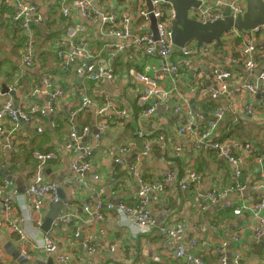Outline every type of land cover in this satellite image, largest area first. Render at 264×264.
Listing matches in <instances>:
<instances>
[{
	"label": "crops",
	"instance_id": "obj_1",
	"mask_svg": "<svg viewBox=\"0 0 264 264\" xmlns=\"http://www.w3.org/2000/svg\"><path fill=\"white\" fill-rule=\"evenodd\" d=\"M26 1L36 3L43 15V21L37 27L35 61L31 66L23 62V39L17 23L12 20L13 10L0 5V88L3 93L9 92L13 95L16 104H31L32 94L35 93L33 103L39 108L44 107L51 93H55L58 89L54 87L49 90L42 83L44 77L56 78L57 85L67 92L60 99L57 110L53 114L33 125H23V130L17 136L16 148H4L2 145L4 140L0 138V182L7 181L10 187L17 190V186L23 187L26 192V188L35 179L37 170L40 168L41 160L37 154H49V157L43 160L41 173L46 182L58 186V190L62 188V192L59 191L62 205L48 203L44 211L40 213L28 207L29 200L25 192H19L20 197L14 203L15 210L10 214V218L29 237L30 264H67L59 260L61 253L80 255L81 257H78L82 261L79 264H86V262L90 264H142L144 262L192 264L186 255L180 258L174 256L171 250L174 243L172 238L157 228L178 223H183L185 227L183 239L187 251L208 264H219L216 248L223 241L229 245V257L234 255L235 250L240 249L244 254L245 264H264V237L259 239L252 231L251 213L243 211L240 216L234 214L235 216L231 218L221 215L222 208L229 201L238 203L240 197L250 201L252 197L264 196V190L256 189L252 180L261 179V168L264 165V137L259 140L247 133L246 137L241 136V133L246 131L244 128L250 125L258 126L264 132V111L259 102L261 94L256 98L245 93L221 94L218 99L206 97L203 100H200L198 95L189 94L190 106L197 111V114H194L196 123L203 126L211 125V122L216 123L214 140H235L250 144L257 151L251 154L236 153L246 159L243 180L249 178L247 189L242 192L229 190L227 196L218 202L204 209L198 208L194 201L196 194L212 188L229 189L233 184L236 170L234 164L218 153L196 150L195 137L181 135L178 131L180 120L187 118L188 111L176 113L174 106L180 102V97L185 96L192 80L198 75L189 73L175 81L170 77V81H159L160 90L171 88L172 90L163 100L159 99L164 103L156 108L157 112L153 121L150 118L144 121L146 129L165 135L169 144L179 145L182 148V153L176 155L174 149L163 148L160 143L151 142L150 150L145 155L143 141L134 136L133 126L137 117L136 113L139 114L144 108L140 99L146 92V86L140 81L139 75L156 78V61L146 56L136 46L133 36L122 39L102 33L103 28L107 31H112L114 28L118 31L124 30V21L129 23V29L138 31L139 12L148 7L147 0H89L93 10L107 16L116 15L118 23L115 26L113 23L104 24L101 17L85 18L78 6L73 8L72 16L65 17L61 14L60 0ZM217 2L218 0H211L208 4L214 5ZM226 8L229 7L226 6ZM109 22L112 21L109 20ZM75 24L84 26L80 36L89 41L92 57L85 60L77 59L69 70H65L58 59V54L65 49V45H58V40L66 34L70 26ZM114 44H122L125 49L120 53L116 80L112 86L107 82L90 80L78 73V67L81 64L90 63L108 68V50ZM204 59H208V64H204V68L211 70L213 59L209 55H206ZM200 72L203 75V69ZM237 72L243 76L242 81L250 75L249 72L240 68ZM4 86L8 92L3 91ZM9 88L17 90L10 91ZM103 89L112 90L113 98L119 106L118 110L106 111L105 116L111 123L120 125L119 128L114 127L113 130L105 133L97 125L98 108L107 106ZM83 95L94 102L95 106L81 107ZM155 101L156 98L153 97L150 103L153 104ZM235 101L240 103L238 107ZM208 103L212 104L207 105ZM168 106L171 108L169 109ZM218 111H222L221 116H218ZM87 113H90L89 123L81 127L80 117ZM73 125L83 136L78 151L67 145ZM86 128L88 130L85 134L83 131ZM234 128L236 130L232 133ZM36 135L42 136V139L36 141ZM169 137L172 138L171 141L168 140ZM80 156H84L86 161L90 162V169L78 174L74 163ZM136 166L145 175L144 180L147 177L144 182L151 186V189L146 192L145 209L155 222L153 229L143 231L137 236L133 224H122L109 216L106 218L109 225H106L95 220L92 211L100 201L130 205L138 202L142 187L134 177ZM181 167L183 170L180 169ZM189 170L199 174L201 179L191 184L188 191H182L179 178L188 175ZM169 173H173L171 180H167ZM86 183L89 184L88 188ZM159 183L165 186L162 194L165 200L162 203L158 201L161 193L153 188V185ZM248 189L251 191H246ZM85 205L89 206L92 213L83 214L84 222L80 225L85 230V234L78 239L75 238L76 240L73 239L70 227L65 224L58 227L53 225V230L49 232L43 229V225L38 227L35 224L36 219L42 220V218L44 223L45 218L51 213L59 215L56 221L59 217L71 218L77 211H82ZM5 218L6 215L1 209L0 235L3 240L0 238V262L17 264L14 257L5 249L4 241L10 242L20 252L22 245L17 233L7 226ZM101 229H104L106 234H102ZM240 231H242L241 246L236 247L234 237ZM45 234L54 237L58 244L57 252L47 253L43 241ZM188 235L192 238L187 241ZM86 237L92 238L90 241V246L94 249L92 252L85 247ZM191 241H196L197 245L191 247ZM111 244L115 245L114 250L111 249ZM145 249L148 250V254L144 253ZM68 264L78 263L74 259Z\"/></svg>",
	"mask_w": 264,
	"mask_h": 264
},
{
	"label": "built area",
	"instance_id": "obj_2",
	"mask_svg": "<svg viewBox=\"0 0 264 264\" xmlns=\"http://www.w3.org/2000/svg\"><path fill=\"white\" fill-rule=\"evenodd\" d=\"M93 1V0H92ZM211 1V0H210ZM203 0V4L192 8L190 16L196 18L202 22L215 21L222 19L225 16L226 6L231 9V15L234 18L243 16L247 11V0H218L216 4ZM61 2V14L65 17L73 15V8L79 7L81 14L85 17H101L104 24L110 23L115 26L118 23L116 15H109L99 13L91 8V1L89 0H60ZM152 9H141L139 12L140 22L137 25L138 31L129 29V23L123 22L125 26L124 30L118 31L113 29L107 31L103 28L102 33L106 35H112L118 38H129L133 36V41L136 46L149 58L156 61V78L146 75H139V79L145 84L146 92L141 97V104L143 109L137 114L134 120V136L143 141L144 154H148L150 150L151 142H158L163 148H172L176 152V155L182 153V148L179 145L169 144L167 138L163 134H156L150 129L144 127V121L156 116V108L163 104L165 96L172 90H160L158 88L159 81L169 80V77L175 81L183 75L197 74L190 84V88L186 91L185 96L180 97V102H177L174 106V112L188 111L187 118H183L179 123V133L181 135H193L195 137L196 150H207L218 153L221 157L225 158L230 163L236 166L234 173L233 184L229 189L218 190L217 188L209 189L208 191H199L195 196V206L198 208H207L210 204L218 202L227 196L229 190L242 192L248 188L249 178L244 177L246 159L236 153L243 152L247 154L256 153L255 148L250 144H243L235 140L224 139L214 140V134L216 130V123L211 125H200L196 123L194 114L197 111L190 106L189 94L198 95L200 100L208 97L209 99H218L221 94H240L245 93L248 96L256 98L259 94V102L261 108L264 111V25H258L253 29L240 31L236 28L226 32L222 38L223 44L216 48L214 43L200 44L196 43L188 44L185 47H178L172 40V22L175 17L174 9L167 0H151ZM1 6L12 8L13 15L12 20L17 23L20 29V35L22 36V58L23 62L27 66H31L35 61V50L38 41L37 27L43 21V15L40 12L39 6L26 0H0ZM151 14L157 19V28L159 39L153 37L151 32ZM111 20L112 22H109ZM84 30V26L75 24L70 26L64 36L58 40V45H65V49L59 52L58 59L60 65L65 70H69L72 64L77 59L85 60L92 57L90 51V43L84 37L80 36ZM80 37V38H78ZM125 49L122 44H114L111 49L108 50V68L104 69L102 66L95 64H81L78 67V73L83 74L90 80L98 82H107L112 86L116 80L117 64L120 60V53ZM216 54V55H214ZM206 55H209L212 59V69H205L204 64H208V59H204ZM211 64V63H210ZM238 68L249 72V77L242 81V75L237 72ZM203 69V75L201 70ZM237 69V70H236ZM200 72V73H199ZM206 75V79L204 76ZM15 77V76H14ZM43 84L52 90L54 87H58L55 93H51L50 99L47 101L44 107L39 108L33 103L35 93L32 94L31 104L19 103L16 104L13 95L3 93L0 88V138H3V147L6 149H14L18 145L17 136L23 130V125H33L38 121L47 118L51 113L53 114L57 110V105L60 99L67 93L63 88L57 85V80L54 77H44ZM233 89V90H232ZM10 91H16V88H9ZM103 97L106 98L107 106L98 108L97 125L100 127L103 133L113 130L114 127L119 128L120 125L111 123L105 116V112L110 109H117L118 105L113 98L112 90L103 89ZM155 97L156 101L152 104L150 100ZM95 106L88 97L83 95L81 107ZM235 105L238 107L239 102L235 101ZM170 109L171 106H168ZM167 109V105H166ZM191 110V111H190ZM250 112V111H249ZM218 116L222 115V111L217 112ZM264 114V113H263ZM201 117L204 119L203 115ZM87 128L83 133L86 134ZM83 140L82 133L76 126H71L70 141L68 146L75 151H78L81 147ZM172 140L171 137L168 138ZM41 160L39 164L35 179L26 188L24 193L28 200V207L40 212L44 211L45 206L48 203L57 204L60 202V196L58 192V186L48 183L44 180L43 173H41V165L44 164L43 160L49 157V154H37ZM261 159V158H260ZM261 168V179L254 180V186L256 189L264 190V165ZM76 173H84L88 168L90 169V162L86 161L84 156H80L74 163ZM144 174L141 173L139 167L134 168V177L136 182L142 187L140 190L138 202L135 205L130 204H112L107 201H100L98 205L92 210L94 217L97 216L100 219L106 220L107 217L112 216L122 224H133L135 226V235L141 234L143 231H149L155 227L154 220L151 219L150 214L145 209L146 206V192L151 189V186L147 185L144 181ZM173 178V173L167 174V180ZM201 179V176L192 170H189L188 175L181 176L179 178V185L182 191H188L190 185L197 183ZM89 187V184H85ZM153 188L158 190L161 194L158 196L159 202H164L165 197L162 195L165 190L163 183L153 185ZM251 189V188H250ZM20 197V193L14 187H10L9 182H0V207L5 213L7 226L19 236L21 242V254L24 258H30L29 246L30 240L26 232L21 229L11 218L10 214L15 210L14 203L17 198ZM238 204V206H237ZM66 206V204H65ZM225 208L233 210L236 216H240L243 211H249L252 215L251 228L255 236L259 239L264 237V196L251 198L247 201L245 198L240 197L238 203L235 201H229L225 204ZM91 214L89 206L85 205L82 211H77L71 218H60L53 224L58 227L62 224L70 227L73 239L79 238L85 234V230L81 227L80 223L84 222L83 214ZM22 221L24 219H21ZM43 220V218H42ZM41 219H36L35 224L40 227L43 225ZM162 233L172 238L173 244L171 250L174 256L177 258L187 256L192 264H208L204 262L200 257L190 255L187 251V247L184 243L185 227L184 224L175 225H162L158 226ZM102 234H106L104 229H101ZM242 231L235 234V246H241ZM85 247L92 252L94 249L90 246L92 238L86 237ZM44 246L47 253H55L58 250V244L54 237L50 234H45ZM196 241H191L190 246L195 247ZM111 249H115V245H110ZM229 245L223 241L220 246L216 248V253L219 256V264H245L244 254L240 249L235 250L234 255L229 257L228 253ZM1 248V247H0ZM1 250V249H0ZM80 255H72L71 253L59 254V260L66 262L67 264L76 259V263L82 261ZM90 264V262H86ZM142 264H149L144 262Z\"/></svg>",
	"mask_w": 264,
	"mask_h": 264
},
{
	"label": "water",
	"instance_id": "obj_3",
	"mask_svg": "<svg viewBox=\"0 0 264 264\" xmlns=\"http://www.w3.org/2000/svg\"><path fill=\"white\" fill-rule=\"evenodd\" d=\"M167 1L171 4L175 13V17L172 22V40L174 44L178 47H185L186 45L195 42L197 45L214 43L216 45V48H219L223 44L222 38L224 34L232 30L233 28L243 31L253 29L258 25H264V0H247V11L243 16L234 18L231 15V9L226 8L224 18L208 22H202L190 16V11L192 10V8L203 4V0ZM209 1L210 0H206V2ZM147 6V8H149L150 10L152 9L151 0H147ZM151 21L152 22L150 25V29L153 33V37L155 39H159L157 28L158 19L153 14H151ZM115 39L118 40L117 38ZM89 64L90 63H88L87 65ZM104 69L106 71V66ZM3 91L8 92V89L4 86ZM160 112H162V108H160ZM51 118L53 119V116H51ZM69 166L72 169L71 164H69ZM2 173L4 174V172ZM4 175L6 176V174ZM17 187L18 192H25V188L19 186ZM246 191L251 190L248 189ZM57 205L61 206L62 202L60 201L59 203H57ZM58 216L59 215L56 216L55 213H51L47 218H45L42 227L46 232L53 230V224L58 218ZM94 218L100 223L109 225V222H107V220L100 219L97 216H95ZM0 238L1 240H3L1 235ZM191 238L192 236L188 235L187 241ZM4 244L5 249L14 257V259L17 261V264H30V261L24 258L21 252L15 247H13L10 242L4 241ZM144 253L148 254L149 252L145 249ZM0 264L5 263L0 262Z\"/></svg>",
	"mask_w": 264,
	"mask_h": 264
},
{
	"label": "rangeland",
	"instance_id": "obj_4",
	"mask_svg": "<svg viewBox=\"0 0 264 264\" xmlns=\"http://www.w3.org/2000/svg\"><path fill=\"white\" fill-rule=\"evenodd\" d=\"M193 43H195V42H192V43H190V44H193ZM119 64H117V66H118ZM122 72H123V70H122ZM84 80V79H83ZM85 81V80H84ZM244 130H246V131H244L243 133H241V136L242 137H246V135L248 134L249 136H252V137H255V138H257V139H263V137H264V132H263V130L262 129H260L258 126H255V125H250L249 127H246V128H244ZM61 135H62V133L61 132H59ZM247 133V134H246ZM45 136H47L46 134H45ZM46 138V137H45ZM44 138V139H45ZM42 139V136H37L36 135V141L37 140H41ZM36 143V142H35ZM7 176V175H6ZM60 192H62V188L60 187V190H59Z\"/></svg>",
	"mask_w": 264,
	"mask_h": 264
},
{
	"label": "trees",
	"instance_id": "obj_5",
	"mask_svg": "<svg viewBox=\"0 0 264 264\" xmlns=\"http://www.w3.org/2000/svg\"><path fill=\"white\" fill-rule=\"evenodd\" d=\"M4 7V6H3ZM134 102V101H133ZM212 103H208L207 105H211ZM137 111H138V109H137ZM91 113V112H90ZM90 113H87L86 115H84V116H81L80 117V119H81V127H84L87 123H89V119H90ZM81 115H82V113H81ZM136 116H137V113H136ZM136 118V117H135ZM134 127V126H133ZM133 129V128H132ZM235 128L231 131L232 133H234L235 132ZM230 135V134H229ZM38 161V160H37ZM181 170H183L182 169V167L180 168ZM145 180H147V177H145ZM221 215L223 216V217H226V218H231V217H234L235 215H234V212H233V210H231V209H227V208H222V210H221Z\"/></svg>",
	"mask_w": 264,
	"mask_h": 264
}]
</instances>
